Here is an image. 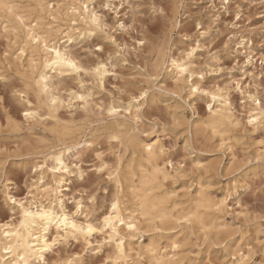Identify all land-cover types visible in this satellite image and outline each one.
I'll list each match as a JSON object with an SVG mask.
<instances>
[{"label": "rangeland", "instance_id": "374dc122", "mask_svg": "<svg viewBox=\"0 0 264 264\" xmlns=\"http://www.w3.org/2000/svg\"><path fill=\"white\" fill-rule=\"evenodd\" d=\"M14 5L28 23L41 18L38 23L44 29L58 30L62 47L82 67L79 75L53 78L63 101L57 113L64 125L86 129L92 137L89 145L68 157L70 167H79L82 174L70 176L61 198L70 216L80 223L91 222L97 230L88 238L90 243L84 238L61 240L47 254L48 263L80 257L78 264H114L101 219L116 194L110 173L130 153L107 132L97 130L108 122L109 106H121L119 118H123L134 114V109L129 110L131 104H140L137 136L144 143L159 140L171 162L166 166L173 177L164 182L163 189L177 201L185 200V193L196 196L199 189L212 197L227 198V209L219 220L226 227L221 229L222 243L217 240L218 232H205L185 220L175 222L171 230L142 225L141 232L128 234L127 245L137 250L157 234L169 253L172 241L179 242L174 264H228L239 256L247 258L245 264H264V124L257 129L246 125L253 109L264 111V0H89L88 9L99 20L91 34L81 32L79 26L71 29L74 24L66 16L69 0H15ZM56 8L63 15H50ZM10 21L0 25L18 28L4 31L0 27L2 223L18 219L4 197L5 186L15 199L44 201L35 195L43 180L34 166L58 145L55 123L46 116V102H38L35 90L29 91L28 99L32 107L40 106L43 121L25 116L23 91L28 89L21 71L29 72L25 68L28 58L22 66L17 59L24 32L16 19ZM190 49L197 74L194 79L208 92L229 93L244 130L214 133L204 123L208 119L206 95L190 94L185 83L176 88L165 72L161 65L165 58L171 53L184 55ZM99 64L108 70L103 83L94 74ZM142 90L148 92L147 101L140 96ZM74 93L85 99L75 98ZM188 206L185 203L178 209ZM129 264H148V260L133 251Z\"/></svg>", "mask_w": 264, "mask_h": 264}, {"label": "bare ground", "instance_id": "6f19581e", "mask_svg": "<svg viewBox=\"0 0 264 264\" xmlns=\"http://www.w3.org/2000/svg\"><path fill=\"white\" fill-rule=\"evenodd\" d=\"M14 1L0 0V25L10 23L12 21L10 19H16L18 26L23 28L24 41L20 45L17 59L22 61V66L25 63L23 60L28 58L25 68L28 67L29 72L21 71L28 89L23 91L26 104L25 116L31 120L43 121L44 116L41 117L39 114L40 106L32 107L33 104L28 99L29 91L35 90L38 102H46L48 108L46 116L55 123L58 145L34 166L41 174L40 181L43 180L37 185L35 195L41 196L44 201L36 198L27 202L18 200L10 195L6 186L4 188V197L12 205V209L17 211L18 219L11 223L0 221V264H49L47 254L61 240L84 238L86 241L97 230V226L91 222L80 223L70 216L61 198L63 184L67 183L74 173L80 176L82 174L79 167L75 166V170L70 167L67 162L68 157L74 152L78 153L81 146L89 145L92 137L86 129L64 125L57 113L63 101L56 93L53 78L67 74L79 75L82 67L62 47L61 39L57 35L58 30L54 32L51 29H44L42 24L38 23L41 18H36L38 20L33 21L34 23H28L26 15L16 12ZM88 2L89 0H69L66 16L69 23L74 24L71 29L79 26L81 32L91 34L99 27V20L89 11ZM39 6L43 8L44 5L39 3ZM53 9L50 15L54 17L63 15L62 9L56 8L54 13ZM2 20H5V23L1 22ZM8 27L4 25L1 28L6 31ZM17 29L15 26L12 27L13 31ZM68 38H71V35ZM183 54L171 53L163 61L161 59V65L165 72L172 76L176 88H182L185 83V88H188L190 94H204L209 99L208 119L204 123L214 133L220 135L229 131L244 130L242 121L233 112L229 93L224 90L208 92L202 89L194 79L197 74L193 68V49L184 50ZM107 73L104 64H99L94 70L100 83H103ZM73 96L77 99H85L83 94L74 93ZM140 96L147 101V90H142ZM139 106L140 104H131L129 110L134 109V114L123 118H119L121 106H109L106 109L108 122L97 130V132H107L110 139L116 140L119 145H124L126 152L130 153L126 162L120 159L110 173L111 181L116 186V194L101 219V225L113 248L114 264H129L133 251H137L140 259L146 258L148 264H174L176 250L179 248L177 240L172 241L169 246L171 253L168 252V245H162V236L157 234L148 238L146 243L139 244V248L134 250L127 245L128 234L141 232L142 225L170 228L171 225L174 227L175 222L185 220L186 223L198 224L205 232H218L217 240L223 243L224 239L220 237L221 229L226 225L219 220L220 215L227 209V198L212 197L211 194L199 189L196 196L185 193V200L177 201L172 192L163 189L164 182L173 177L166 166L171 162L166 159L165 146L159 140L144 143L137 136ZM129 120H132L133 124ZM263 124L264 111L260 108L253 109L248 115L246 125L257 129ZM45 176H48L50 181L45 182ZM124 199L132 203L130 208L127 207ZM185 203H189V206L179 210L178 207ZM77 206L81 207V203L78 202ZM164 230L169 231V229ZM87 243H90L89 240ZM223 252L226 250L224 249ZM81 259L70 258L62 264H78ZM246 259L245 256H239L228 264H245Z\"/></svg>", "mask_w": 264, "mask_h": 264}]
</instances>
